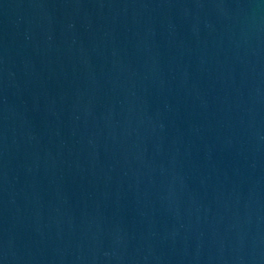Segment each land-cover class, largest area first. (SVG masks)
Wrapping results in <instances>:
<instances>
[{"label":"water","instance_id":"water-1","mask_svg":"<svg viewBox=\"0 0 264 264\" xmlns=\"http://www.w3.org/2000/svg\"><path fill=\"white\" fill-rule=\"evenodd\" d=\"M0 264H264V0H0Z\"/></svg>","mask_w":264,"mask_h":264}]
</instances>
